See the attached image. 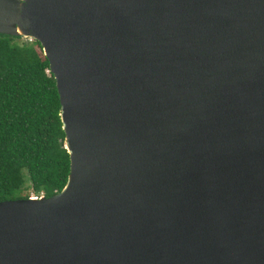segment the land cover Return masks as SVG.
Masks as SVG:
<instances>
[{
    "label": "water",
    "instance_id": "95a60500",
    "mask_svg": "<svg viewBox=\"0 0 264 264\" xmlns=\"http://www.w3.org/2000/svg\"><path fill=\"white\" fill-rule=\"evenodd\" d=\"M0 33L42 44L71 159L0 200V264H264V0H0Z\"/></svg>",
    "mask_w": 264,
    "mask_h": 264
},
{
    "label": "trees",
    "instance_id": "16d2710c",
    "mask_svg": "<svg viewBox=\"0 0 264 264\" xmlns=\"http://www.w3.org/2000/svg\"><path fill=\"white\" fill-rule=\"evenodd\" d=\"M65 137L60 94L42 44L0 33V200L15 199L12 193L24 187L19 198L61 191L71 169Z\"/></svg>",
    "mask_w": 264,
    "mask_h": 264
},
{
    "label": "rangeland",
    "instance_id": "374dc122",
    "mask_svg": "<svg viewBox=\"0 0 264 264\" xmlns=\"http://www.w3.org/2000/svg\"><path fill=\"white\" fill-rule=\"evenodd\" d=\"M29 184H30V179H29L28 176H26V183H25V185L28 186ZM24 189H25V187L22 188V189H19V190L14 191V192L12 193V196H13L14 198H19V197H22V196L26 195ZM34 195H35L34 193H31V196H34Z\"/></svg>",
    "mask_w": 264,
    "mask_h": 264
},
{
    "label": "bare ground",
    "instance_id": "6f19581e",
    "mask_svg": "<svg viewBox=\"0 0 264 264\" xmlns=\"http://www.w3.org/2000/svg\"><path fill=\"white\" fill-rule=\"evenodd\" d=\"M21 32H23L21 29H20Z\"/></svg>",
    "mask_w": 264,
    "mask_h": 264
}]
</instances>
